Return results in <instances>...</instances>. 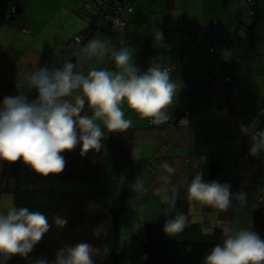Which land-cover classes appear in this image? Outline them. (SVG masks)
I'll use <instances>...</instances> for the list:
<instances>
[{
	"label": "crops",
	"instance_id": "crops-1",
	"mask_svg": "<svg viewBox=\"0 0 264 264\" xmlns=\"http://www.w3.org/2000/svg\"><path fill=\"white\" fill-rule=\"evenodd\" d=\"M5 1L9 7H18L15 22L19 26L4 22L0 9L1 100L22 94L16 86L17 76L36 67H59L64 61L72 60L85 73L93 67L117 70L107 59L88 60L80 52L67 49V43L75 35L97 21L98 15L84 6L89 0ZM91 1L104 7L99 14L101 19L110 16L114 2L122 1L121 16L127 24L125 27L101 24L86 35L83 46L97 36L110 40L116 48L128 44L135 49L134 63L141 72L153 62L173 65L180 61L178 67L171 69L172 78L179 87L174 103L168 108L170 118L167 121L153 123L151 118L141 117L126 103L122 105L125 117L132 121V125L121 134L131 146L134 160L124 174L123 183L117 180L114 187L108 186L107 199L112 206L119 205L116 209L112 207L110 212L116 211L118 219V214L121 215L125 207L156 200L158 207L153 209L156 215L149 221H163L166 216L183 210L177 204L170 207L168 198L185 190L191 175L201 174L206 179L211 165L218 162L225 178L238 183L242 192L247 193L249 205L253 206L256 197L264 196V161L256 158L245 160L243 154L251 153V134L256 129H264V115H261L264 111V0H256L254 17L249 23L243 21L247 0ZM20 26L31 30L24 31ZM157 29L163 33L162 42L155 40ZM232 36L238 39L233 42V50L227 60L222 54L210 50L212 45L221 44ZM226 77H231V80L227 81ZM185 111L190 113V123L176 125ZM253 121H257L256 127L249 133H242L241 126ZM166 129L172 138L168 149L162 145ZM110 134L106 132L103 139V162L107 174L112 168V163L105 160L107 149L111 150L108 145ZM75 161L77 163V154ZM165 162L175 169L174 173L169 174L162 167ZM10 163L0 160L1 167L7 170V174L3 173L7 178L0 180V187L6 185L11 176ZM165 176H170V181L166 182ZM138 179L144 182L143 192L133 189ZM258 179L263 182H257ZM43 181L20 179L18 183L19 188L26 191L31 185L40 187ZM49 182L54 183V180ZM255 185L259 186V191L252 189ZM82 193L79 191L72 195L82 198ZM115 193L121 194L122 200H115ZM99 200L96 196L91 201ZM189 201L187 213L192 222L195 219L192 206L201 207L203 204ZM42 207L47 214L48 206ZM207 207L203 205V213ZM236 210L237 203L233 202V207L227 212L214 209L212 213H215L209 211L206 216L209 218L212 214L218 220L225 219L232 224ZM197 211L200 214L199 208ZM130 222V236L138 241V225L131 218ZM204 230L212 229L204 226Z\"/></svg>",
	"mask_w": 264,
	"mask_h": 264
},
{
	"label": "clouds",
	"instance_id": "clouds-1",
	"mask_svg": "<svg viewBox=\"0 0 264 264\" xmlns=\"http://www.w3.org/2000/svg\"><path fill=\"white\" fill-rule=\"evenodd\" d=\"M155 40L163 41L159 29L155 32ZM79 51L88 60L107 59L117 70L93 67L85 73L72 60H66L59 67H36L20 73L17 88L34 89L36 96L29 100L26 94L18 93L0 101V160L22 159L44 176L60 173L66 165L62 155L66 150L80 145L81 154L89 150L99 152L106 132L121 133L132 125L125 117L123 104L156 123L170 118L168 108L174 103L179 87L170 68L152 63L141 72L134 63L133 47L126 44L116 48L110 40L99 36L88 40ZM222 56L227 60L231 51L222 50ZM256 124L257 121H253L242 125V133H249ZM251 140V154L264 153V129H256ZM162 167L169 174L175 171L167 162ZM124 179L122 175L119 182L122 184ZM164 180L170 181V176H165ZM133 189L143 192V180H136ZM187 194L189 199L222 212L233 207L234 200L242 208L249 203L247 193L234 194L228 183L205 182L201 174L191 180ZM167 202L174 208L175 196ZM54 223L57 228H63L67 220L57 216ZM188 225V216L176 213L166 220L164 232L178 235ZM49 228L48 218L43 213L27 207L12 206L6 213L0 212V264H7L15 255L28 259L29 264H96L95 258L101 249L88 242L65 245L51 260L30 258L29 254ZM219 228L222 242L206 255L204 264H264V239L258 233L251 228L237 229L228 223ZM104 232L103 226L95 229L97 237ZM103 252L106 254L107 248H103Z\"/></svg>",
	"mask_w": 264,
	"mask_h": 264
},
{
	"label": "rangeland",
	"instance_id": "rangeland-1",
	"mask_svg": "<svg viewBox=\"0 0 264 264\" xmlns=\"http://www.w3.org/2000/svg\"><path fill=\"white\" fill-rule=\"evenodd\" d=\"M88 10L91 11L90 9ZM18 89L22 91V94L27 93V91L22 90L21 88ZM35 96L36 92L32 91L30 100L34 99ZM108 145L110 146L109 141ZM107 150L108 155L105 157V160L107 159L108 163H112V168L110 169L109 174L106 172L93 181L83 179L58 180V178L39 179L37 177L41 176V174L35 172V170L29 165L21 163L22 169L19 176H10L6 181L9 185L6 184L3 187H0V212L6 213L9 208L16 204L20 205L21 208L27 207L30 211H38L45 214L42 206H48V215L45 214V216L48 218L50 224L49 231L45 233L41 241L35 245L33 251L29 254L30 258L44 257L51 260L54 259L56 251L65 245L88 242L94 247L101 249V253L95 258L96 264H103L107 255L114 250L121 255L120 261L122 264H127L128 258L131 260L132 264H146L144 241L147 238L145 234H143L144 226L146 222L156 215L153 209L157 208L158 205L155 203L156 200L141 204H137L136 202L133 207L129 205V207L127 206L123 209L121 215L118 214L116 224L119 222V225L115 224V221H113L114 216L111 214L110 209L112 207L116 209L119 205L115 204V206H112V203L107 199V194L109 192L108 186L110 185L111 187H114V182L117 180L119 181L120 177L114 172L111 150L109 148ZM70 154L74 157V162H76L75 155L78 154L77 163L80 164V161H78L80 158L78 150H70ZM3 161L5 162V160ZM5 168L0 165V180H6L7 178L4 175L7 174ZM33 178H36V180L47 181H43L40 187L31 185L26 191L19 188L18 181L20 179L31 180ZM51 180H54V183L50 184L49 181ZM257 182L261 183L263 181L258 179ZM255 186L252 189H254V191H259V186ZM79 191L83 192L82 198H79L78 195L74 198L72 194L78 193ZM165 193L168 194L169 192ZM150 194H152V192H150ZM150 194H148V197L153 198ZM28 195H30V198H28ZM96 196H99L100 200L92 202L91 200ZM116 199L122 200L121 194L118 195L115 193V200ZM251 206L252 205H249L248 203L247 207L242 208L237 203L235 219L231 224L225 219L218 220L217 217L212 216L215 212L212 213L214 209L210 206L207 208L212 214L208 218V216L203 213V205L200 207L195 204L192 206L193 210H191L195 211V219H193L192 222L202 223L203 226L211 229L218 228L225 223L231 224V226L237 229L250 228L252 224L251 216L253 215V209L251 210L253 206ZM198 208L200 214L196 213L198 212ZM82 213H84V216H82ZM57 216L67 220V224L63 228L56 227L54 219ZM130 218L138 225V241L130 236ZM168 219L169 216H166V218L162 220L166 222ZM151 222L158 221H154L153 219ZM99 226H103L105 232L97 237L95 235V229ZM103 248H107L106 254L103 252ZM7 264H29V261L26 258H21L19 255H15L8 260Z\"/></svg>",
	"mask_w": 264,
	"mask_h": 264
},
{
	"label": "trees",
	"instance_id": "trees-1",
	"mask_svg": "<svg viewBox=\"0 0 264 264\" xmlns=\"http://www.w3.org/2000/svg\"><path fill=\"white\" fill-rule=\"evenodd\" d=\"M0 1L1 4L2 1L5 0ZM10 7L9 5L7 8H3L2 6H0V9L3 11V20L4 22L9 23L11 25H17V23L15 22V14L19 11V9L17 6H15L16 12L10 13ZM96 18L100 20L99 16H97ZM21 28L24 31L30 29L26 27ZM25 91H27V93L25 94L29 98L32 91L35 90L33 89L29 91L25 88ZM1 99L2 98L0 97V101H2ZM101 143L102 147L99 152L89 150L87 153L81 154L80 145H77L74 149H72L78 150V152L80 153V164L75 163L74 157L70 154V150H66L64 153H62L66 160V165L62 172L49 173L47 176L41 174V176L37 178L83 179L93 181L94 179L98 178L99 176H102L105 173L103 162V140L101 141ZM110 148L112 159L114 162V172L119 177H121L122 175L124 176V174L128 172L129 167L132 165L134 160L131 154V146L128 144L127 140L123 138L120 132H112L110 134ZM252 158H254V156L249 159ZM21 163H23L22 159L10 163L9 174L11 176L18 175L20 173L22 169ZM195 175L190 176L188 185L191 183V180L194 178ZM203 180L205 182L218 181L221 183H228L231 186V191L234 194L242 192L241 186L238 183L230 182L227 178H225V175L222 172L221 165L219 162L213 163L211 165L207 178ZM187 188L183 191H180L181 193L177 192V194H175L174 196L176 199V204L184 210H182L180 213L184 212L183 214L188 216L187 208L189 206L190 201L187 194ZM263 201L264 196H262L260 199L256 198V201L254 202V205H256V207H254L253 205L252 215V230L258 233L262 239H264ZM233 202L238 203L235 200ZM14 207L17 209L21 208L20 205L16 204ZM111 211V214L114 216L113 221H115L116 224L118 220L117 214L115 213V211ZM208 212V209H205L204 215H207ZM174 216L175 215H171L169 219ZM164 224L165 222L151 221L145 223L144 234L147 238L144 241L146 264H204V258L206 257V255L210 253L213 247L221 243L223 239L222 232L219 227L212 229L211 231H205L202 223L189 221L188 227L185 228V230L181 234L169 235L164 232ZM120 258L121 255H119L116 250H114L107 255L103 264H122ZM127 264H132L129 258L127 259Z\"/></svg>",
	"mask_w": 264,
	"mask_h": 264
},
{
	"label": "built area",
	"instance_id": "built-area-1",
	"mask_svg": "<svg viewBox=\"0 0 264 264\" xmlns=\"http://www.w3.org/2000/svg\"><path fill=\"white\" fill-rule=\"evenodd\" d=\"M256 0H247L246 3V10H245V14L243 17V21L245 23H249L254 16V5H255ZM1 6L3 8H7L8 4L6 3V1H2ZM85 7L89 8L94 14L98 15L100 14L101 10H103V7L98 4L95 3L91 0H89L86 4H84ZM113 7V12L110 14V18H100L97 19V21L95 20L94 22L91 23L90 26H88V28L81 32L80 34L75 35L68 43H67V49L71 52L77 53L80 52L79 50L81 49L82 46V42H83V38L85 35H87L88 33H90L93 29L97 28L99 25L103 24V25H108L109 23H111L114 26H118V27H125L126 26V21L122 18L121 16V9H122V1H116L112 4ZM130 10H132V8H130ZM16 12V7L15 6H11L10 7V13H15ZM238 38L236 36H232L226 40H224L221 44H214L211 46V51L218 53V54H222V50L224 49H228L230 51H232L233 48V42L236 41ZM153 63H159L164 67H168L170 69L178 67L180 61L177 60L175 62V64L173 65H167V64H162L160 62H153ZM227 81H230V77H226ZM151 121L154 123L153 119L151 118ZM190 123V113L189 111H185L184 113H182L176 124H189ZM164 140H163V147L168 149L172 143V138L169 135V130H164ZM252 156H254V158L259 159L264 161V155L261 153H257L255 155L246 152L244 154V159H249Z\"/></svg>",
	"mask_w": 264,
	"mask_h": 264
},
{
	"label": "bare ground",
	"instance_id": "bare-ground-1",
	"mask_svg": "<svg viewBox=\"0 0 264 264\" xmlns=\"http://www.w3.org/2000/svg\"><path fill=\"white\" fill-rule=\"evenodd\" d=\"M85 36H86V35H85ZM85 36H84V37H85ZM179 125H180V124H179ZM181 125H185V124H181ZM261 154H262V153H261ZM263 155H264V154H263ZM257 160H259V159H257Z\"/></svg>",
	"mask_w": 264,
	"mask_h": 264
}]
</instances>
